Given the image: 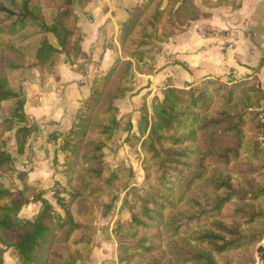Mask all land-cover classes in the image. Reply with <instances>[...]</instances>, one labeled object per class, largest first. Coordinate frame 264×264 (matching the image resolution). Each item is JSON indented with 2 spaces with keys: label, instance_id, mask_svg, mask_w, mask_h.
I'll list each match as a JSON object with an SVG mask.
<instances>
[{
  "label": "trees",
  "instance_id": "16d2710c",
  "mask_svg": "<svg viewBox=\"0 0 264 264\" xmlns=\"http://www.w3.org/2000/svg\"><path fill=\"white\" fill-rule=\"evenodd\" d=\"M47 1L42 7L37 0H0V132H13L17 154L35 131L24 113L22 81L33 68L43 78L60 55H82L76 10L91 0ZM219 5L237 8L239 0H143L128 11L111 45L112 65L91 79L59 145L64 185L55 183L51 192L62 216L39 183L28 185L26 174L15 170L0 140V178L18 181L13 187L0 182V255L4 246L19 264L83 263L93 239L88 214L94 207L110 214L123 192L129 218L112 228L118 264L254 263L253 248L264 239V145L244 131L259 129L255 108L264 103V90L255 76L165 85L149 111L142 96L135 133L131 113L119 115L115 104L134 90L136 73L155 72L161 44L206 17L202 8ZM115 131L126 134L129 147L130 139L138 141L144 188L129 184L131 167L104 161L103 149L118 147ZM30 202L39 203L38 212L18 218Z\"/></svg>",
  "mask_w": 264,
  "mask_h": 264
},
{
  "label": "crops",
  "instance_id": "0c3cea01",
  "mask_svg": "<svg viewBox=\"0 0 264 264\" xmlns=\"http://www.w3.org/2000/svg\"><path fill=\"white\" fill-rule=\"evenodd\" d=\"M141 1L91 0L84 9H77L82 55H60L43 78L33 68L22 81L24 113L35 131L23 152L14 151L11 156L15 169L26 174L27 183H39L47 190L53 181L62 182L58 172L61 139L80 102L88 97L91 79L112 65L116 54L111 45L120 24ZM195 2L200 5V0ZM202 9L208 12L206 17L190 22L183 32L162 44L152 75L136 73L134 90L115 101L119 112L136 113L142 96L146 102L152 96L160 97L165 85L195 86L207 77L226 81L254 75L264 90V0H239L237 8L219 5Z\"/></svg>",
  "mask_w": 264,
  "mask_h": 264
},
{
  "label": "rangeland",
  "instance_id": "374dc122",
  "mask_svg": "<svg viewBox=\"0 0 264 264\" xmlns=\"http://www.w3.org/2000/svg\"><path fill=\"white\" fill-rule=\"evenodd\" d=\"M37 1L38 3L41 4L42 7H47V5H49V2L47 0H37ZM48 40L52 44H55V40L52 36L49 35ZM161 49H162V44H161ZM154 67L157 68L156 62L154 63ZM11 79H12V84L15 85L16 78L14 77V75L11 76ZM134 83H135V78H134ZM133 88H135V85L133 86ZM150 99L148 102H145L148 106V111L150 109L149 108ZM141 103L142 101L137 105L136 113L130 114V120L132 123L133 133L136 132L135 123L138 118V108L141 105ZM261 104H263V102H260L258 107L255 108V110L258 111V108L260 107ZM118 114L121 115L123 113L119 112L118 110ZM244 133L246 137H249V136L256 137L258 141L260 142V144L264 145V136L260 135L259 130L257 132H255L254 130L251 132L247 128L245 129ZM125 136L126 134L121 131H115L113 133V136H112L113 142L116 145H118V147L115 149V151L112 150L111 145L104 148L103 149L104 161H106L111 167L118 165L119 163H122V165H124L125 167H128V166L131 167L133 176L129 180V184L136 188H144L145 182H144V171L142 169L143 167L142 166V154L138 147V141H135L134 139H130V143L132 144V146L129 147L123 142V139ZM0 140L4 141L3 149L8 151L10 154L14 153L15 146H14L12 131L0 132ZM16 171H19V170H16ZM14 174L16 175V173ZM0 182L4 186H10V187L11 186L13 187V185L18 186L17 179L11 182L12 185L6 179L0 178ZM26 182H27V178H26ZM55 183L64 185V180L62 178V182L53 181L51 183V186L47 190L42 188L43 190H45V194L43 195V197H47L49 199V201L48 200L47 201L50 204L52 203L51 205H52L54 213L62 216V211L57 207V205L54 203L52 199L51 190ZM28 185H33V184L28 183ZM123 194H124L123 192L119 193V199L115 203V207L111 211L110 214L106 216H101L100 211L97 207H94L93 210L88 214L87 219H88V222L90 221L92 225L93 239L92 241H90L87 247L89 248L88 257L81 264H118L117 259H116L117 258V246L112 236V228L114 227V223L116 221H123L129 218V214L121 202V199L123 198ZM80 208H81V205L79 203H75L72 207V210L73 212H77ZM230 208H231V205H228L224 209V213H228L230 211ZM37 209L39 210V203L30 202L27 205L23 206L17 212V217L20 219H32V217L37 212ZM19 232L20 231H17V233ZM14 241H15V238L12 237L7 240V243H12ZM1 248L3 249L0 255L2 264H19L18 259L11 255V248L4 247V246H1ZM253 256H254L253 264H255L256 261H260L261 264H264L262 260L264 259V239L255 244L253 248Z\"/></svg>",
  "mask_w": 264,
  "mask_h": 264
},
{
  "label": "built area",
  "instance_id": "2783aa9c",
  "mask_svg": "<svg viewBox=\"0 0 264 264\" xmlns=\"http://www.w3.org/2000/svg\"><path fill=\"white\" fill-rule=\"evenodd\" d=\"M258 123H259V133L264 134V103L258 108Z\"/></svg>",
  "mask_w": 264,
  "mask_h": 264
}]
</instances>
